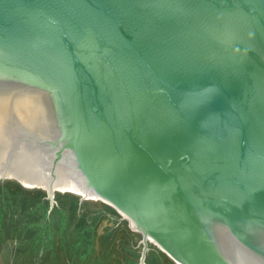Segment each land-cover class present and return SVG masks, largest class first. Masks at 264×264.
Listing matches in <instances>:
<instances>
[{"label":"water","instance_id":"obj_1","mask_svg":"<svg viewBox=\"0 0 264 264\" xmlns=\"http://www.w3.org/2000/svg\"><path fill=\"white\" fill-rule=\"evenodd\" d=\"M0 264H264V0H0Z\"/></svg>","mask_w":264,"mask_h":264}]
</instances>
